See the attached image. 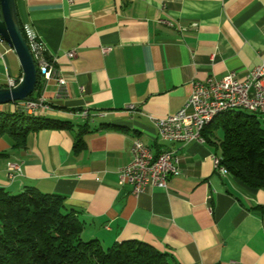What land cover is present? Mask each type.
Here are the masks:
<instances>
[{"label":"crops","instance_id":"obj_1","mask_svg":"<svg viewBox=\"0 0 264 264\" xmlns=\"http://www.w3.org/2000/svg\"><path fill=\"white\" fill-rule=\"evenodd\" d=\"M15 4L21 26L55 62L50 77L39 75L32 92L48 108L23 111L71 122L73 129L41 128L18 148L0 136L6 154L0 158V187L62 196L79 212L82 238L105 247L135 239L170 253L178 264H264V188L216 172L211 155L217 144L160 141L151 119L176 112L192 82L227 72L242 79L264 59V0ZM69 50L75 52L70 59ZM20 77L16 54L0 42V87ZM57 77L66 80L64 86ZM15 104L0 110H18ZM80 110L87 114H75ZM258 118L264 127V115ZM83 124L85 147L75 153L74 136ZM135 138L154 152L175 150L178 173L166 188L147 186L134 194L119 182L118 168L130 161ZM9 161L20 164V175L8 176Z\"/></svg>","mask_w":264,"mask_h":264},{"label":"trees","instance_id":"obj_2","mask_svg":"<svg viewBox=\"0 0 264 264\" xmlns=\"http://www.w3.org/2000/svg\"><path fill=\"white\" fill-rule=\"evenodd\" d=\"M20 28L26 39L21 23ZM38 78L37 69L35 88ZM27 99L34 98L31 94ZM19 109L0 110V136H8L14 148L24 147L28 135L44 127L73 129L71 122L34 117ZM87 132L86 124L79 126L73 152L85 147ZM201 134L205 142L217 144L216 153L231 175L249 187L264 188V127L257 114L245 110L222 113ZM4 156L0 152V158ZM83 228L79 212L60 195L34 187L18 193L0 187V264H178L170 253L139 240L106 247L98 239L85 240Z\"/></svg>","mask_w":264,"mask_h":264},{"label":"built area","instance_id":"obj_3","mask_svg":"<svg viewBox=\"0 0 264 264\" xmlns=\"http://www.w3.org/2000/svg\"><path fill=\"white\" fill-rule=\"evenodd\" d=\"M22 28L39 75L48 79L54 68V60L45 56L42 41L26 26ZM0 42H4L1 37ZM108 49L102 48L103 53ZM66 56L73 58L74 50H69ZM56 80L59 86L66 83L62 77H57ZM8 85L12 86L14 83L9 80ZM228 102L245 104L247 108L264 114V59L247 71L242 79L234 72H227L219 79L208 78L204 82H192L189 96L176 112L161 118H151L158 139L163 142H203L201 132L204 114H208L216 105ZM15 106L35 111L48 108L42 98L24 99L18 101ZM75 114L85 116L87 112L80 110L75 111ZM129 151L130 161L118 168V174L119 182L131 185L134 194L142 192L147 186L166 188L168 178L178 173L175 150H144L137 140L133 139ZM211 158L216 172L221 175L229 173L218 159L217 153H213ZM6 170L10 178L21 174V166L15 161L7 162Z\"/></svg>","mask_w":264,"mask_h":264},{"label":"water","instance_id":"obj_4","mask_svg":"<svg viewBox=\"0 0 264 264\" xmlns=\"http://www.w3.org/2000/svg\"><path fill=\"white\" fill-rule=\"evenodd\" d=\"M0 37L16 54L21 77L12 86L0 87V105L28 98L37 83V69L21 32L15 0H0Z\"/></svg>","mask_w":264,"mask_h":264},{"label":"bare ground","instance_id":"obj_5","mask_svg":"<svg viewBox=\"0 0 264 264\" xmlns=\"http://www.w3.org/2000/svg\"><path fill=\"white\" fill-rule=\"evenodd\" d=\"M2 41L4 40L2 39ZM16 107L24 111H30V112L35 111V110L24 109L22 108V106H16ZM235 110H245L246 112L254 113V114H257L258 116L264 115V114L255 112L254 110L250 108H247L245 104L235 103V102L221 103L219 105H216L215 108H213L208 114H204V120L202 121V129L208 124H210L218 115L225 113V112H229V111H235ZM135 139L142 146L144 150H152V148L149 147L147 144H145L141 139L139 138H135ZM217 156H218V159L221 160L218 154Z\"/></svg>","mask_w":264,"mask_h":264},{"label":"rangeland","instance_id":"obj_6","mask_svg":"<svg viewBox=\"0 0 264 264\" xmlns=\"http://www.w3.org/2000/svg\"><path fill=\"white\" fill-rule=\"evenodd\" d=\"M15 193H18V192H15Z\"/></svg>","mask_w":264,"mask_h":264}]
</instances>
